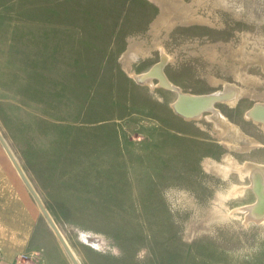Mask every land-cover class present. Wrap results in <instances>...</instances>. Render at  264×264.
<instances>
[{
    "label": "rangeland",
    "instance_id": "rangeland-1",
    "mask_svg": "<svg viewBox=\"0 0 264 264\" xmlns=\"http://www.w3.org/2000/svg\"><path fill=\"white\" fill-rule=\"evenodd\" d=\"M256 103L264 0H0V135L80 264H264Z\"/></svg>",
    "mask_w": 264,
    "mask_h": 264
},
{
    "label": "crops",
    "instance_id": "crops-1",
    "mask_svg": "<svg viewBox=\"0 0 264 264\" xmlns=\"http://www.w3.org/2000/svg\"><path fill=\"white\" fill-rule=\"evenodd\" d=\"M12 155L20 160L15 153ZM19 165L22 168L20 161ZM22 169L26 171L24 167ZM30 182L34 188L33 181ZM44 204L47 209V204ZM38 206L36 198L0 141V264H15L19 253L31 251L37 252L41 264H74L56 233L41 218V208ZM62 235L67 238L64 232Z\"/></svg>",
    "mask_w": 264,
    "mask_h": 264
},
{
    "label": "water",
    "instance_id": "water-1",
    "mask_svg": "<svg viewBox=\"0 0 264 264\" xmlns=\"http://www.w3.org/2000/svg\"><path fill=\"white\" fill-rule=\"evenodd\" d=\"M202 96H204V95H195V94H191V93L178 92V96L175 99V101L173 103V106L178 112H180L181 114H183L186 117L198 116V115H200V113L203 110H207V109L212 110L213 109L212 108V104L215 102L216 99H218V98H214V99H211L210 102H208V101L205 102L204 97H202ZM260 106H261L260 104L256 103V104H254L252 106L251 110H253V111H255L257 113L258 108ZM251 110H249L247 112L248 115H250ZM0 141L3 142V144L5 145L6 150L10 154V156L12 157V159H13V161L15 163V166L18 169L20 175L22 176L23 180L26 182V184L30 188V190H31L32 194L34 195V197L36 198V200H37V202H38V204H39L44 216L48 220L49 224L53 228V230L56 233V235L58 236L59 240L61 241L64 249L68 253V255L71 258L72 262L74 264H80L78 259L74 255L73 251L69 247L68 243L66 242V240H65L64 236L62 235L61 231L58 229L56 223L54 222V220L52 219L51 215L49 214L48 210L45 208V206L43 205V203L39 199L36 191L34 190L32 185L30 184V182L27 179V177L25 176V174H24L23 170L21 169L20 165L14 159V157H13L10 149L8 148L3 136H1V135H0ZM257 192H258L257 203L258 204H262L263 197L261 196V194H260V192L258 190H257Z\"/></svg>",
    "mask_w": 264,
    "mask_h": 264
},
{
    "label": "bare ground",
    "instance_id": "bare-ground-1",
    "mask_svg": "<svg viewBox=\"0 0 264 264\" xmlns=\"http://www.w3.org/2000/svg\"><path fill=\"white\" fill-rule=\"evenodd\" d=\"M163 63H164V57H163ZM163 63H161V64H158L157 66H156V68H155V70H160V67L162 66V64ZM151 75H155L156 76V74H154L153 72H150V73H147V74H145L143 77H145L146 79L148 78V79H150L151 78ZM158 76H159V79H160V83L161 84H163V85H165V81L162 79V77L160 76V74L158 73ZM147 79V80H148ZM149 81V80H148ZM169 87H172V85L171 84H169L168 85ZM219 95L217 94H211V95H204V96H202V97H204V100H205V102L206 101H208V102H210L211 101V99H214V98H218V99H222L223 97H218ZM217 100V99H216ZM215 100V101H216ZM207 102V103H208ZM206 103V104H207ZM214 104V103H213ZM213 111L215 110L214 108L212 109ZM215 113H217L216 112V110H215ZM218 114V113H217ZM251 114L254 116V118L255 119H257V120H261L262 122H264V106L263 105H261L259 108H258V111H257V113L255 112V111H253V110H251ZM193 117V116H192ZM218 124V123H217ZM220 124V123H219ZM255 205H253V206H250V211H251V214H252V212H253V210H254V208H255V210H256V207H254ZM259 206V205H258ZM259 207H257V209H258ZM248 209V208H247ZM259 210V209H258ZM260 210H261V208H260ZM264 210V209H263ZM259 212H261V211H259ZM249 217V216H248ZM255 217H256V214H255Z\"/></svg>",
    "mask_w": 264,
    "mask_h": 264
},
{
    "label": "built area",
    "instance_id": "built-area-1",
    "mask_svg": "<svg viewBox=\"0 0 264 264\" xmlns=\"http://www.w3.org/2000/svg\"><path fill=\"white\" fill-rule=\"evenodd\" d=\"M15 264H41L39 257H36L33 252H21L16 257Z\"/></svg>",
    "mask_w": 264,
    "mask_h": 264
}]
</instances>
